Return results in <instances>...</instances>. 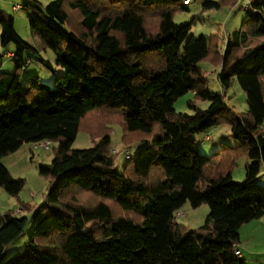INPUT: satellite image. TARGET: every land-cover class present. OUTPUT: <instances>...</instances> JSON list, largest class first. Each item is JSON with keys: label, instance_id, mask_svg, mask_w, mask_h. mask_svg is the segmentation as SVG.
Returning a JSON list of instances; mask_svg holds the SVG:
<instances>
[{"label": "trees", "instance_id": "1", "mask_svg": "<svg viewBox=\"0 0 264 264\" xmlns=\"http://www.w3.org/2000/svg\"><path fill=\"white\" fill-rule=\"evenodd\" d=\"M254 6L221 53L216 36H196L191 23L174 21L173 12L187 8L182 0H27L31 31L56 54L55 65L39 60L52 72L63 69L53 87L36 74L22 81L39 51L0 13V43L15 45L13 71L0 72V186L17 196L25 185L3 156L24 143H57L52 161L40 166L51 177L45 200L20 205L30 216L0 213V264H247L234 250L240 228L264 215V0ZM72 13L83 32L70 25ZM203 61L220 66L223 89L237 80L247 112H235L224 93L209 88ZM189 91L209 105L190 102L193 113L176 111ZM112 122L123 124L127 143L141 145L122 171L110 134L102 133ZM228 122L238 144L202 154L194 135ZM81 130L100 135L93 146L74 149ZM243 153L246 175L234 181L230 169ZM186 203L209 206L197 229L177 222ZM30 220L23 250L4 259Z\"/></svg>", "mask_w": 264, "mask_h": 264}, {"label": "rangeland", "instance_id": "2", "mask_svg": "<svg viewBox=\"0 0 264 264\" xmlns=\"http://www.w3.org/2000/svg\"><path fill=\"white\" fill-rule=\"evenodd\" d=\"M41 5H46L52 0H38ZM219 3L218 7H206L204 2L197 0L193 1L191 5L186 9L177 8L173 12L174 21L177 24L191 23L192 34L199 36L204 34L206 36H216L218 49L223 53L225 42L228 36L233 35L237 30H240L245 21L250 17L249 13L245 10L244 6L247 0H210ZM21 4L23 0H0V9L7 12L9 15L15 18V25L17 32L28 42L32 43L33 32L30 29L27 13L24 9H14V4ZM16 10V11H14ZM158 17H150L149 23L155 25ZM70 25L77 31L83 32V28L80 24V15L72 13L70 16ZM33 44V43H32ZM15 47L13 43L10 44ZM34 45V44H33ZM6 52L3 48L2 53ZM47 59L54 58V51L47 48L42 53ZM31 56L36 54L31 53ZM5 59L6 70L8 66L12 65L10 58L6 55ZM31 64L29 62L25 69L22 71V81H25L32 75H39L41 81L48 86H54L55 74L62 72V68L59 66L55 72H52L44 64L33 60ZM29 65V66H28ZM55 65V63H54ZM201 66L204 68V77L208 80L209 88L214 92L224 93L227 104L234 109L237 113H245L248 110L247 95L240 84L235 80L228 89H223L219 80L216 77V72L219 70L217 64L212 62L203 61ZM11 67V66H10ZM206 108L209 105L208 101H203L197 98L195 92L189 91L186 94L180 96L175 102V108L178 112L193 113L194 109L189 106V103ZM211 132V139L209 141L204 139L205 133L195 134V140L198 142L199 150L202 154L211 155L215 151L221 150L226 145L235 146L238 141L233 136L231 124L222 123L214 126L208 130ZM108 132L111 137L109 150L114 155L115 163L119 170L122 171L126 164L127 158L125 155V149L128 147L131 149L132 154L135 155L138 148L141 146L139 142L135 140L127 143L125 140V129L122 123L112 122L106 125V128L102 133ZM100 133H93L88 130H81L74 143V149H81L91 147L95 143L96 137ZM133 136L130 134V137ZM57 143L53 141L51 148L46 150L44 148H35L33 142L22 144L16 151L10 152L3 156L1 161L6 165L11 175L14 178H22L25 180V185L17 196L10 195L2 186H0V213H5L12 208H15L16 213H22L17 208L22 204H29L31 207L39 206L44 200L47 191L50 186L51 177L42 175L40 173V166L48 164L52 161L55 153ZM230 158V156H229ZM228 158V159H229ZM249 163V157L247 154H241L234 160V165L231 167L232 178L234 181H242L246 175L247 164ZM259 184H264V165L261 167V172L258 177ZM84 200L88 201L86 195H83ZM184 212L183 216L177 218V222L188 227V229H197L204 224L208 213L210 211L208 204L204 203L199 207L193 208L189 203L185 204L180 210ZM24 212H28L24 210ZM24 216V215H22ZM30 216V215H29ZM258 219H252L242 225L241 229V243L239 244V250L245 253V258L248 260V264H254L252 261L256 260V263L264 264V256L261 260L252 254L254 247L252 245L253 238L252 233L248 229L250 223H256ZM249 223V224H248ZM245 226V227H244ZM33 224L30 220L26 226L24 233L18 237L13 243L6 246L3 258H9L10 256L23 250L25 242L28 240ZM264 237V223L261 224L260 229L256 232V235ZM258 239L255 237V242ZM247 242V243H246ZM262 250H264V241L262 242ZM245 252H244V250ZM258 259V260H257Z\"/></svg>", "mask_w": 264, "mask_h": 264}, {"label": "crops", "instance_id": "3", "mask_svg": "<svg viewBox=\"0 0 264 264\" xmlns=\"http://www.w3.org/2000/svg\"><path fill=\"white\" fill-rule=\"evenodd\" d=\"M25 1H27V0H23V3H21V4H14L13 5V7L15 6V5H19L20 7L17 9V10H19V9H24L23 8V5H24V3H25ZM194 0H191L190 1V3H188L187 4V6H189V5H191L192 4V2H193ZM195 1H197V0H195ZM200 1H203V2H205L206 0H200ZM4 10H1L0 9V13L1 12H3ZM14 11H16V10H14ZM7 13V12H6ZM8 14V13H7ZM11 16V15H10ZM13 17V16H12ZM14 18V17H13ZM14 21H15V18H14ZM15 27H16V25H15ZM0 32H1V26H0ZM32 40H33V44H34V46L38 49V54L35 56V57H33V56H30V59H31V64L34 62L33 60H35V59H37V61L38 62H40V63H42L40 60H39V57H43L44 59H47L42 53H43V51L45 50H47V48H45V46H44V44L42 43V41L37 37V36H35L34 34H33V37H32ZM226 43V42H225ZM3 46L1 45V43H0V51H2L3 50ZM4 49H6V52L4 51V53H2V52H0L1 54H3V56L4 55H6L8 58H10V62L12 63V65H10V66H8V68L6 69V70H4L5 68V66H6V64H5V59H4V57H2V60H1V66H0V72H3V71H5V72H10V71H13V69H14V64H13V61H12V59H11V57L9 56V54L10 53H14V51H15V47H12L10 44L7 46V47H5ZM33 59V60H32ZM55 59H56V54H55V52H54V58L52 59L51 58V60L50 59H47V60H49L53 65H54V63H55ZM43 64V63H42ZM29 66V65H28ZM55 68L56 69H58L59 68V66H55ZM219 70H220V67H219ZM219 70H217V72H216V77H217V75H218V72H219ZM217 79H218V77H217ZM24 144H27V143H24ZM23 144V145H24ZM186 204H188V203H186ZM15 208H12L11 210H14ZM18 210H21L22 211V213H19L18 214V216L20 215H27V216H29V215H31V212H24V210H22L21 209V207L19 206L18 208H17ZM15 211V210H14ZM262 223H264V215L261 217V218H259V220L258 221H256V223H248L249 225H248V229L251 231V233H252V238H253V243H252V245H253V247H254V250H253V253L252 254H255L258 258H259V260H261V257H263L264 256V250H262L263 248H262V242L264 241V237H262L260 234L259 235H256V232L260 229V226H261V224ZM245 227V226H244ZM241 229H242V227L240 228V231H241ZM255 237L258 239V241L257 242H255ZM242 241H241V232H240V243H241ZM239 243V244H240ZM247 243V242H246ZM244 250V249H243ZM244 252H245V250H244ZM241 256L242 257H244L245 258V253H242L241 252ZM245 260H246V258H245ZM258 260V259H257ZM256 260H253L252 262L254 263V264H260V263H256L255 262ZM246 262H247V264H248V260H246Z\"/></svg>", "mask_w": 264, "mask_h": 264}, {"label": "built area", "instance_id": "4", "mask_svg": "<svg viewBox=\"0 0 264 264\" xmlns=\"http://www.w3.org/2000/svg\"><path fill=\"white\" fill-rule=\"evenodd\" d=\"M190 1L191 0H182V3L188 4V3H190ZM254 2H255V0H247V3L244 6L245 10L249 14L256 13V9H255V6H254ZM19 7H20L19 5H15L13 8L14 9H18ZM9 56L12 57L13 54L10 53ZM28 62H31V59ZM211 137H212L211 136V132H208V133L205 134L204 139L207 140V141H209L211 139ZM52 143H53V141L50 140V139L39 140V141L33 142L35 148H44L46 150H48V149L51 148ZM124 153H125L127 159H131L133 157L132 151L128 147L125 149V152ZM17 214H19V213H17ZM183 215H184V212L182 213L180 211H177L175 213L176 218H178L179 216H183ZM234 250H235V253L236 254H238V255L241 254L238 245H235Z\"/></svg>", "mask_w": 264, "mask_h": 264}]
</instances>
